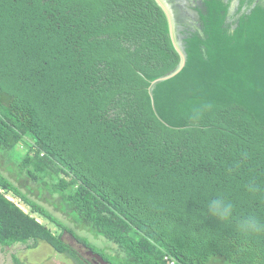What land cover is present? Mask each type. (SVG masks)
Masks as SVG:
<instances>
[{
	"label": "trees",
	"instance_id": "16d2710c",
	"mask_svg": "<svg viewBox=\"0 0 264 264\" xmlns=\"http://www.w3.org/2000/svg\"><path fill=\"white\" fill-rule=\"evenodd\" d=\"M232 2L178 21L185 66L149 92L180 62L154 0H0V249L91 264L66 233L107 264H264V229L239 230L264 226V0Z\"/></svg>",
	"mask_w": 264,
	"mask_h": 264
},
{
	"label": "rangeland",
	"instance_id": "374dc122",
	"mask_svg": "<svg viewBox=\"0 0 264 264\" xmlns=\"http://www.w3.org/2000/svg\"><path fill=\"white\" fill-rule=\"evenodd\" d=\"M6 177L10 178L14 182V177L10 174L5 172ZM71 183V182H70ZM8 198L13 201L15 204H18V206L25 212L30 213V210L28 207L23 205L19 202L16 198L12 197L11 195H8ZM47 209L52 212L59 220H61L68 228H70L72 231H74L76 234H79L80 236L86 237L88 241L91 243V245L97 249H104L107 246H110V243L104 239L103 237H96L92 234H85V232H80L79 230H76L72 222H70L65 216H63L59 212H55L52 207H50L48 204H44ZM33 215L41 224L45 225L54 235H59L61 231L57 229L53 224L49 223L47 220L39 217L36 214ZM62 240L64 243L68 244L72 248H74L78 254H80L82 257H86V251L85 249L78 245L74 239H72L68 234L62 235ZM32 246V244H31ZM28 247L26 246H15L12 248L7 249H0V264H14L13 257L17 258V260L21 264H75L73 260L67 258L64 255H57L52 251L50 247L45 245L44 243L39 244L36 248L27 250ZM111 253V251L109 252ZM89 259V263L92 264V259Z\"/></svg>",
	"mask_w": 264,
	"mask_h": 264
},
{
	"label": "water",
	"instance_id": "95a60500",
	"mask_svg": "<svg viewBox=\"0 0 264 264\" xmlns=\"http://www.w3.org/2000/svg\"><path fill=\"white\" fill-rule=\"evenodd\" d=\"M154 1L156 2V4L160 7V9L163 11V13L166 16V19L168 21V26H169L170 37H171V40L173 42L174 48L180 57V62L178 64L177 68L173 72H171L170 74L152 82L150 85V88H149V92H151L152 89L157 84L164 82V81L174 77L175 75H177L184 68L185 63H186L185 53H184V51L180 45V41L178 40L177 27H176V22H175L176 19H175L174 15L170 11V8L167 6V4L164 2V0H154ZM193 19L195 20V17H193ZM86 256L88 258L92 259L93 264H107L99 255L94 254L91 251H86Z\"/></svg>",
	"mask_w": 264,
	"mask_h": 264
},
{
	"label": "clouds",
	"instance_id": "9594fccd",
	"mask_svg": "<svg viewBox=\"0 0 264 264\" xmlns=\"http://www.w3.org/2000/svg\"><path fill=\"white\" fill-rule=\"evenodd\" d=\"M199 115V112H196L193 116V120H198ZM208 208L211 214L216 215L221 219L226 218L231 211V205L225 204V202L221 199L212 200L209 203ZM262 229H264V226H261L254 218H250L245 221L239 228V230L244 234L258 233Z\"/></svg>",
	"mask_w": 264,
	"mask_h": 264
},
{
	"label": "flooded vegetation",
	"instance_id": "af4514ba",
	"mask_svg": "<svg viewBox=\"0 0 264 264\" xmlns=\"http://www.w3.org/2000/svg\"><path fill=\"white\" fill-rule=\"evenodd\" d=\"M167 6L170 8V11L176 19V27L178 30V21L183 20L189 26L194 25V19H196V12L194 8L196 3L199 4V0H164ZM238 0H233L232 7L237 6ZM92 261V260H91Z\"/></svg>",
	"mask_w": 264,
	"mask_h": 264
},
{
	"label": "built area",
	"instance_id": "2783aa9c",
	"mask_svg": "<svg viewBox=\"0 0 264 264\" xmlns=\"http://www.w3.org/2000/svg\"><path fill=\"white\" fill-rule=\"evenodd\" d=\"M170 264H172V262Z\"/></svg>",
	"mask_w": 264,
	"mask_h": 264
}]
</instances>
